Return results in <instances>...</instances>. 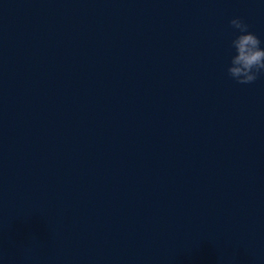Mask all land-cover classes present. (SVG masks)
Listing matches in <instances>:
<instances>
[{
    "label": "water",
    "instance_id": "obj_1",
    "mask_svg": "<svg viewBox=\"0 0 264 264\" xmlns=\"http://www.w3.org/2000/svg\"><path fill=\"white\" fill-rule=\"evenodd\" d=\"M184 61L224 155L264 229V75L227 73L242 18L264 47V0H164Z\"/></svg>",
    "mask_w": 264,
    "mask_h": 264
},
{
    "label": "clouds",
    "instance_id": "obj_2",
    "mask_svg": "<svg viewBox=\"0 0 264 264\" xmlns=\"http://www.w3.org/2000/svg\"><path fill=\"white\" fill-rule=\"evenodd\" d=\"M229 25L238 35L231 41L235 54L231 56L227 73L238 84L254 83L264 75V47H261V40L249 31V25L242 18H232Z\"/></svg>",
    "mask_w": 264,
    "mask_h": 264
}]
</instances>
